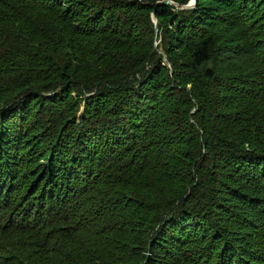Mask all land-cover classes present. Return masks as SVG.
<instances>
[{
  "label": "trees",
  "instance_id": "1",
  "mask_svg": "<svg viewBox=\"0 0 264 264\" xmlns=\"http://www.w3.org/2000/svg\"><path fill=\"white\" fill-rule=\"evenodd\" d=\"M158 1L0 0V264H264V0Z\"/></svg>",
  "mask_w": 264,
  "mask_h": 264
},
{
  "label": "rangeland",
  "instance_id": "2",
  "mask_svg": "<svg viewBox=\"0 0 264 264\" xmlns=\"http://www.w3.org/2000/svg\"><path fill=\"white\" fill-rule=\"evenodd\" d=\"M170 1V0H169ZM190 1L191 0H189L188 1V3L184 6V7H182V8H180V9H183V8H185L189 3H190ZM161 1H158L157 3H160ZM170 5H173L174 4V2H172V1H170ZM174 7H179V5L178 4H174L173 5ZM150 20H151V22H152V24H153V26H154V32H155V37H154V48H156V47H158V46H160V43H161V40H160V37H159V31H158V24H159V22L157 21V19L151 14L150 15ZM158 52L159 53H161L162 54V51L160 50V48L158 49ZM164 62L166 63V59H165V57H164ZM167 64V63H166ZM168 67H170V65H168ZM146 244V243H145ZM137 251H138V253L136 252V255H134L132 252L130 253V255H127L126 257H127V264H145L146 262H140V263H138L139 262V256H143V254H144V256L146 257V259H147V257L149 256V253H148V251H149V247L146 249H137ZM24 258H25V255H24ZM17 260L20 262V263H25L24 262V260H23V258L22 257H17ZM25 260H26V258H25Z\"/></svg>",
  "mask_w": 264,
  "mask_h": 264
},
{
  "label": "water",
  "instance_id": "3",
  "mask_svg": "<svg viewBox=\"0 0 264 264\" xmlns=\"http://www.w3.org/2000/svg\"><path fill=\"white\" fill-rule=\"evenodd\" d=\"M159 4H171L169 0H163ZM196 0H191L190 3L184 9H193L195 7ZM154 16V14H152Z\"/></svg>",
  "mask_w": 264,
  "mask_h": 264
}]
</instances>
